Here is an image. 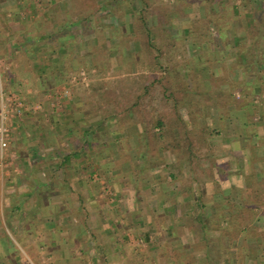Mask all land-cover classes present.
Returning a JSON list of instances; mask_svg holds the SVG:
<instances>
[{
    "label": "crops",
    "instance_id": "0c3cea01",
    "mask_svg": "<svg viewBox=\"0 0 264 264\" xmlns=\"http://www.w3.org/2000/svg\"><path fill=\"white\" fill-rule=\"evenodd\" d=\"M71 3L0 0V115L2 103L11 108L13 98L27 106L20 117H9L10 146L0 154V223L18 224L19 236H40V257L70 259V264H215L218 259L221 264L224 259L226 264H253L262 259L261 251L251 247L242 253L240 246L251 242L250 236L225 234L222 226L213 230L201 219L200 235L177 234L180 224L191 223H149V231L137 235L144 251L130 243L129 232L140 223H130V210L123 205L104 202H115L111 164L122 152L120 139L112 137L116 128L92 122L72 96L73 86H89L94 80L75 65L81 56L75 60L70 55L71 62L66 61L67 47L88 46L91 51L95 30L80 29L79 36L60 38L70 23L89 24L93 18L71 16ZM134 203L131 217L142 219L143 200L137 196ZM164 206L161 211L166 212ZM225 243L230 245L226 251L213 252L212 245L222 249Z\"/></svg>",
    "mask_w": 264,
    "mask_h": 264
},
{
    "label": "rangeland",
    "instance_id": "374dc122",
    "mask_svg": "<svg viewBox=\"0 0 264 264\" xmlns=\"http://www.w3.org/2000/svg\"><path fill=\"white\" fill-rule=\"evenodd\" d=\"M68 1L70 3L72 1L70 10L68 11L71 16L76 15V18H81L82 15L89 14L88 12L91 9L94 13L97 12V14H94L89 24L85 22L83 25L70 23L67 30L68 33L65 31L60 35V38L68 36V39H72L74 36H79L76 33L80 29L85 32L90 29L92 32L95 30V33L91 35L90 43L93 40L95 45L105 50L107 53L106 60H108V57H112V62L109 64L113 68L112 71H119L116 68L117 63L113 59L119 55L117 46L121 41L115 37H123L120 31L126 29V27L132 32L134 26L132 9H129V5L126 2H120L121 4L115 8H109V12H103L100 7L108 1L113 0H94V2L86 0L87 2L80 4H73V0ZM190 1L158 0L157 3H163L166 10L174 9L178 12H184L183 15L180 12L167 10L168 16L166 17L169 24L166 26V29L172 34L174 41H177V46L179 45L181 49L185 48L184 56L186 59H190L188 63L195 74H200L202 79L208 80L209 72L214 70L217 77H225L229 81H231L232 77H236L239 80L244 79L245 81L253 82L252 88L256 89V94L252 96V102L243 104L239 109H236L235 105L229 104L227 108L229 114L224 116L220 115L216 106L212 104L205 105L204 112L207 115L201 113L202 115L200 116L198 124H207L214 130V136L211 139V151L207 152L205 149V156L195 163L196 171L192 175L187 172L184 163L178 162L168 150L160 153V157L150 156L149 158L152 161H156L155 164L145 166V168L139 170V166L143 162L142 157L139 156V150H142L138 139L139 132L131 126H127L125 123L120 127L116 120L108 121L107 123L110 127L116 128L117 134L114 133L112 137L117 140L120 139L119 145H121L122 152L118 160L111 164L112 166L109 164L105 168L108 169L111 166L114 170L113 183L111 182L110 187L112 188L111 191L115 194V196H112L115 202L111 203L109 200H105L104 202L113 207L116 206V208L119 204L123 205L126 209L130 210V223H140L138 227L132 228L129 232L130 243L136 247L137 251H140V248L143 251L145 249L143 242L139 241L137 235L143 232L147 233L149 231L148 229H150L149 223H191V225L187 224L186 226L180 224L179 228L176 229L177 234L180 236H189L190 231H196L200 235V219H206L207 223H211L209 220L218 212L217 214L223 215L224 219L215 221L221 223L220 225L225 229H228V227L231 228V225L232 228L228 232L229 235L237 236L241 234L242 237L250 236V239H248L251 242L248 241L249 243L247 244H241V251L245 254L248 249L249 251L251 250L249 247L257 253L261 251L262 259H254L251 263L262 264L264 262L263 208H257L255 218L252 219L251 223H245V226H242L244 230L240 233L239 229L241 226L239 223L232 221L236 213L231 205L236 204L240 207L243 204L244 199L241 195H243L242 193L246 188L247 176H251L255 172L259 181L264 178V148L260 147L257 139L253 137L254 133L259 136H264V104L261 103L262 98H264V89L260 86L259 82H254L258 80L256 76L262 77L264 75V72H262L264 71V29L255 38L247 35V30L250 28L257 30L258 25L256 26V22L258 17L264 18V0H221L212 5L211 9L219 12L226 10V5L230 4L229 10L231 14L233 13L232 18H234V21L231 24V28L227 29L228 38H222V40L212 38L210 42L196 36V32L200 26L196 20L204 17L205 9L196 3L193 6H189ZM180 3H184V6L181 7ZM90 5L91 8L89 10ZM151 15L149 23L152 27H155L157 26V19L154 16L155 14ZM76 18H74L75 22L77 21ZM96 31L105 32L104 34L100 32L103 35V40L99 41L97 39ZM213 33H215L214 35L217 34L216 31ZM155 38L153 39L154 43L156 41L160 42V38L158 40ZM84 39L85 37L81 38V40ZM125 40L129 42L123 57L125 58V63L129 65L133 59V54L141 53L142 46L137 40L126 38ZM218 41H221V47H219ZM163 42L167 44L166 41ZM199 46L202 47L201 50ZM176 52V59H179L181 54L178 51ZM66 53L68 54L66 57V61L68 62H71L70 55H76L75 60L81 56L75 64L77 67L81 66V69L84 67L80 61L82 60L85 63L88 61L87 64L90 66L89 73L93 77L95 84L113 83L115 81L114 79H116L115 77L124 75L119 72L116 73L117 75H113L115 72L110 74V72L102 68L101 65L103 63L98 61L94 62V55L88 49V46L83 49H80L78 45H74L69 49L67 47ZM142 59H147V62L149 54L142 55ZM259 59L263 60V65L259 64ZM201 60H203L202 64L200 63ZM162 61L165 64L166 58L163 57ZM140 69L146 74L151 72L145 66ZM140 69H134L132 74L136 75L140 73ZM86 77L88 78L87 74ZM229 81L228 84H221V89H224H220L221 91L226 92V89L230 87ZM80 82L83 83L84 81L81 80ZM83 85L79 86L78 84V86H73L72 96L74 95L76 97L75 100H77V106L81 109L80 111L86 116L89 115L92 122L98 123L102 119L103 114L102 112L91 110L93 107L92 97L85 91L86 87H88L87 84L85 83ZM198 88L199 91L203 92L206 89L204 84H198ZM234 95L238 99L240 97L242 98V94L239 91H235ZM182 112L188 124H190L186 111L183 110ZM249 116L253 117L252 120L248 119ZM248 141L253 146L248 145ZM109 150L108 154L111 156L114 150L113 148ZM174 175L176 176L175 180L172 177ZM192 194L195 197H199V199H203L202 202H205L206 206L201 207L200 203L197 204L194 200L188 203L192 199ZM137 196H140L143 200V204L139 206L141 208L142 219L139 217H133L132 219L131 217V210L136 206L134 201ZM100 197H103L101 193ZM163 206L164 209H167L166 212L161 211L163 210ZM124 214L125 217H122V221L125 223L127 216L126 213ZM141 223L144 224L141 225ZM19 227L15 223H5V225L0 223V264L71 263L70 259H60L58 261L55 259H47L43 255L40 257L42 252L40 236L38 239L35 237L28 238L26 236H19L17 231L22 229V227ZM194 235H197V233ZM108 236L107 234L104 235L105 238H108ZM31 240L33 243H29ZM261 240L262 242L260 244ZM256 244H260L259 247ZM229 246L228 243H225L222 249L220 245H212L211 247L214 252L216 250L226 251L225 249ZM255 251L252 252L254 255H256ZM14 254H16V258L12 259L11 257H14ZM228 257L226 256L225 258ZM227 261L228 259H224L225 264ZM221 262L222 260L218 259L215 264H221ZM244 262L249 261L246 260Z\"/></svg>",
    "mask_w": 264,
    "mask_h": 264
},
{
    "label": "trees",
    "instance_id": "16d2710c",
    "mask_svg": "<svg viewBox=\"0 0 264 264\" xmlns=\"http://www.w3.org/2000/svg\"><path fill=\"white\" fill-rule=\"evenodd\" d=\"M91 1L94 2V0ZM157 1L113 0L108 1L100 7L103 12H109V8L113 9L117 5L126 2L134 14V26L132 32L127 27L120 31L124 39L122 36L115 37L121 41L117 46L119 55L113 59L117 63L116 68L119 71H112L113 68L109 65L112 62V57H108V60H106L107 53L105 50H102L97 45L91 48L94 62L103 63L101 65L102 68L110 72V74L115 72L113 75H117L116 73L119 72L124 75L115 77L116 79H114L113 83L95 84L91 82L85 91L92 97L93 107L91 106V110L102 112L103 114L102 119L99 121V126L102 127L110 120H116L120 127L125 123L127 126L135 127V130L139 132L138 139L140 148H142V150H139V156L142 157L143 161L139 166V170L145 168V166L155 164L156 161H152L149 158L150 156L160 157V153L168 150L178 162L184 163L187 172L192 175L196 171L195 163L205 156V149L207 152L211 151V139L214 136V130L207 124H198L202 115L201 113L207 115L204 112L205 105L212 104L219 110L220 115H228L229 110L227 108L229 104L235 105V108L239 109L243 104L252 102V96L256 94V89L252 88L253 82H248L244 79L239 80L236 77H232L231 81H229L225 77H217L214 70L209 72L208 80L202 79L200 74H195L188 63L190 59H186L184 56L185 48L181 49L179 45L177 46V41H174L172 34L166 29V26L169 24L166 17L168 16L167 10L169 9L166 10L163 3L158 4ZM218 1L221 0H191L189 4V6H193L196 3L205 9L204 17L196 20L200 24L196 36L200 39L208 40V42L212 38L219 40L228 38L227 29L231 28V24L234 21V18H232L233 13L231 14L229 10L230 4L226 5V10L224 11L215 12L211 9V6ZM74 2L80 4L87 1L75 0ZM184 3H180V6L183 7ZM90 8L91 5L89 10ZM169 11L178 12L174 9H170ZM179 12L184 13L182 11ZM88 13L89 15H87L90 17L97 14L92 9ZM151 14H155L154 16L157 19V26L155 27H152L149 23ZM257 25V30L248 28L247 35L249 37L255 38L262 33L264 18L258 17ZM215 31L216 35L213 33ZM100 32L105 33L104 31H96L99 41L103 40V35ZM125 38L137 40L142 46L141 53L133 54V59L129 65L125 63V58L123 57L129 42ZM154 38L157 40L160 38V42L156 41L154 43ZM163 41H166L167 44ZM196 44L198 45V43ZM218 45L221 47V41H218ZM201 48L199 46L200 50ZM176 51L181 54L179 59H176ZM147 54H149L148 61L146 62L147 59L141 60V56ZM163 57L166 58L165 64L162 61ZM203 60H201V64ZM80 62L84 70L89 74V77L93 78L89 73L88 61L87 63L82 60ZM259 64L263 65V60L259 59ZM143 66L151 72L146 74L141 71L140 68ZM134 69H140L141 72L133 75L132 71ZM256 79L258 80L254 82H259L260 86L264 89V75L262 77L256 76ZM227 80L230 82V87L226 89V92H223L221 91L224 90L221 89V84H228ZM198 84H204L206 88L204 92L199 91ZM235 91H239L242 94V98L238 99L234 95ZM261 103L264 104V98H262ZM183 110L186 111L190 124H188L182 112ZM252 118V116H249L248 119L252 120ZM253 137L257 139L259 146L264 148V136L254 133ZM248 145H251L249 141ZM172 177L174 180L176 179L175 175ZM258 179L255 172L251 176H247L246 188L242 193L243 195H241L244 199L243 204L240 207L236 204L231 205L236 213L232 221L239 223L241 227L245 223L252 222V219L257 215V208L262 207V213L264 214V178L261 181ZM191 196V200L196 201L195 203H200L201 207L206 206L205 202H202L203 199H199V197H195L193 194ZM217 213L209 220L213 230H217L221 226V223L215 220L224 219L223 215L221 216ZM216 216L218 217L217 219ZM201 223H207L206 219L201 220ZM230 227L232 228L231 225ZM241 227L239 229L240 233L244 230V227ZM231 228L220 229L225 234H228Z\"/></svg>",
    "mask_w": 264,
    "mask_h": 264
},
{
    "label": "built area",
    "instance_id": "2783aa9c",
    "mask_svg": "<svg viewBox=\"0 0 264 264\" xmlns=\"http://www.w3.org/2000/svg\"><path fill=\"white\" fill-rule=\"evenodd\" d=\"M2 71L0 61V73ZM60 97V94H59ZM14 105L10 106L2 103V111L0 115V154L3 156L10 146V129H9V117L21 116L22 110L27 109L24 101L19 98H13Z\"/></svg>",
    "mask_w": 264,
    "mask_h": 264
}]
</instances>
